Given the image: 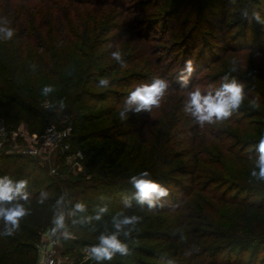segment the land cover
Instances as JSON below:
<instances>
[{
    "label": "rangeland",
    "instance_id": "374dc122",
    "mask_svg": "<svg viewBox=\"0 0 264 264\" xmlns=\"http://www.w3.org/2000/svg\"><path fill=\"white\" fill-rule=\"evenodd\" d=\"M11 3V12H28L27 21L35 27L43 18L47 29L49 23H60V26L62 23H77L79 32L89 30L88 35L96 39L97 44H102L101 49L110 53L117 48L121 50L127 67L122 69L111 56L108 57L110 79H120L121 83L128 85L112 84L108 88L111 93L103 99L109 100L113 97L112 92L116 91L124 100L134 85L150 83L154 78H162L169 84L159 108H154L151 113L129 114V118L138 119L140 123L132 127L128 136L104 146L96 145L93 136L109 123L121 121L119 111L122 104L116 105L115 116L105 118V113L100 111L112 102L95 103L85 98L76 101L78 86L75 85L63 89L61 96L58 95L60 97L53 95L39 99V107L46 112L47 118L30 125L21 123L19 126L29 134L40 136L48 126H70L75 135L86 136L82 146L73 147L69 158L62 157L60 152L35 158L41 168L51 176L71 178L72 181L83 179L90 184L96 175L87 173V159H108L122 143L125 144V153L120 158L123 165L135 157V153H138L134 161L137 167L152 163L159 165L163 157L169 156L173 162L164 169L169 182L161 183L168 189L169 195L160 198V201L166 206L162 215H168L171 220L179 218L186 227L179 242L181 251H192L200 244L196 231L210 230L205 222L213 220L215 211L218 210L224 218H238L244 213L239 208L220 206L213 197L224 192L228 193L227 196L239 193L228 187L234 177H240L247 169L234 159L231 151L242 149L240 143L256 138L247 133V129L250 131L255 127L249 123H264V24L252 16L254 11L259 10L264 20V0H57L53 4L49 0H11ZM49 6L52 7L48 9ZM39 7H42L43 14L37 11ZM260 43L262 48H256ZM56 44L61 45V40ZM187 60L193 61L194 71L190 77L185 68ZM233 62L238 68L233 75L246 84L244 104L230 120L200 127L184 111L189 92L196 88L201 92L215 88ZM95 75L98 79L101 77L98 73ZM185 77L190 79L188 87L182 86ZM90 90L98 93L103 89L93 86ZM253 98H258L259 106L251 103ZM77 107L89 117L94 116L83 128H78L73 122ZM0 120H3L1 115ZM19 142L21 145L28 144L27 140ZM77 150L86 160L81 162L72 156ZM177 153L179 158H174ZM181 161L193 170V174L180 175L174 171L175 164ZM51 169H55L56 173H51ZM215 169L221 171L228 183L208 186ZM156 177L158 174L155 173L153 179L157 181ZM63 192L65 205L59 213L65 216V227L59 230L61 234H67V231H72L68 223L73 215L67 207L76 200H82V196L79 187ZM117 194L118 190L113 186L101 195L102 208L105 202H110L106 207L112 219L120 209L115 199ZM238 196L243 197L241 194ZM257 199L258 195L249 197V200ZM52 228L53 224L47 229ZM225 257L222 254L219 260ZM200 259H204V255Z\"/></svg>",
    "mask_w": 264,
    "mask_h": 264
},
{
    "label": "trees",
    "instance_id": "16d2710c",
    "mask_svg": "<svg viewBox=\"0 0 264 264\" xmlns=\"http://www.w3.org/2000/svg\"><path fill=\"white\" fill-rule=\"evenodd\" d=\"M0 1H3L0 4V19L6 17L15 33L11 40L0 39V115L6 127L16 128L21 123L30 125L46 120V112L39 107V99L46 98L41 95L45 84H52L56 88L47 97L58 96L63 89L75 85L78 86L76 101L81 98L93 100L95 103L111 101L100 112L105 113V118L115 116L116 105L123 104L120 95L114 91L110 101H106L103 98L111 93L108 88H101L103 90L98 93L90 90L93 86L97 87L98 78L95 73L110 78V67L107 63L110 52L101 49L102 44H97V40L88 35L89 30L80 33L77 23L73 25L69 22L65 25L62 23V26L60 23H49L47 29L44 18L35 27L27 21L28 12L13 14L11 0ZM49 1L53 4L57 0ZM50 7L52 6L48 9ZM41 10L42 7H39L37 11L43 14ZM59 40L61 45L58 46L56 43ZM242 44L246 46L249 43ZM256 48H262L261 43ZM111 80L114 86L128 85L121 83L120 79ZM93 119L94 116L91 118L80 107L76 108L73 122L78 128H83ZM138 123L140 121L132 117L118 123L111 122L96 131L93 141L98 146L109 145L117 138L128 136ZM249 124L255 127L252 131L247 129V133L256 138L240 143L241 151H231L234 159L247 169L246 173L234 177L229 184L230 190L235 189L239 193L227 196L228 193L224 192L213 197L220 206L239 208L244 213L238 218H224L219 215L218 210L215 211L213 220L204 224L210 230L196 231L200 244L197 243V247L189 252L181 251L179 247L185 230L183 228H186L184 223L179 218L171 220L168 215H162L166 206L160 200L152 209L146 203L140 205L134 198L135 189L129 182L131 175L142 170L152 171V179L155 173L158 174L156 178L160 184L169 182L167 174L164 173V169L173 162L169 156L163 157L159 165L152 163L137 167L134 166V161L138 153H135V157L123 165L120 158L125 153V144L122 143L118 149L112 151L108 159H87V173L96 175L89 184L83 179L72 181L71 178L51 176L31 156L0 153V177L8 175L13 179H27V191L30 193L28 201H19L29 209V214L20 221L18 229L8 234L3 221H0V264H37V244L44 231L52 225L53 214L59 213L65 205L63 191H70L74 187L81 188L82 200H76L67 207L73 212L68 223L72 231H67L61 237L64 252L75 255L83 245L98 244L101 234L115 231L113 219L107 212L101 214L99 220L95 219L103 205L101 195L113 186L118 190L115 199L120 206L116 216L136 215L142 219L129 236H120L122 242L127 244L129 254L122 256L118 253L115 259L106 264H264V181H256L250 175L257 158L253 146L264 134V123ZM72 134V149L76 145L82 146L86 136L75 135L74 131ZM179 156L177 153L174 158ZM174 171L180 175L193 174V170L182 161L175 164ZM209 181L208 186L213 183H228L218 169H215ZM42 193H47V197L40 203ZM240 194L243 197L240 198ZM256 195L259 199L249 200L250 196ZM125 199L131 200V207L125 206ZM57 201L61 202L57 204ZM78 202L85 204L84 212L75 211L74 206ZM109 204L107 201L103 207ZM261 252L263 253L260 256ZM222 254L226 257L219 260ZM203 255L204 259L201 260ZM104 262L95 261L97 264Z\"/></svg>",
    "mask_w": 264,
    "mask_h": 264
},
{
    "label": "clouds",
    "instance_id": "9594fccd",
    "mask_svg": "<svg viewBox=\"0 0 264 264\" xmlns=\"http://www.w3.org/2000/svg\"><path fill=\"white\" fill-rule=\"evenodd\" d=\"M252 16L257 22L264 24L259 10L254 11ZM14 34V29L10 26L7 18L0 19V39L11 40ZM110 56L122 69L127 67L123 53L119 48L112 51ZM185 68L190 77L194 71L193 61H185ZM237 71L238 68L233 62V66L219 78V83L215 88L207 92H201L199 88H196L189 92L184 111L194 118V123L203 127L205 124L228 121L234 114L239 112L247 98V94L245 92L246 84L233 75ZM189 84L190 79L185 77L182 86L188 87ZM111 85L112 80L107 76H101L98 79V88L106 89ZM168 87V82L162 78H154L150 83L134 85L123 100L119 111V119L125 121L129 118V114H139L142 111L151 113L154 108H159L164 101ZM54 91H56L54 85L45 84L41 89V95L47 97ZM251 103L259 106L258 98H253ZM253 150L257 153V158L250 175L264 181V134L259 137L253 146ZM129 182L135 189L134 198L136 201L140 205L146 203L149 209L154 208L160 198L169 195L168 189L152 179L148 170H142L131 175ZM28 183L27 179H13L8 175L0 177V221H3L8 234H12L14 230L18 229L20 221L29 214V209L19 202L29 200ZM46 197L47 193H42L39 202L43 203ZM60 202L57 201V204ZM124 203L126 207H131L130 199H125ZM74 207L77 212L86 210V206L82 202L76 203ZM105 212H107V207L100 208L95 219L99 220L101 214ZM141 219L136 215L114 216L112 222L115 231L110 234H101L99 243L89 247L86 259L97 262H110L118 253L122 256L129 254V248L126 243L122 242L120 236L121 234L125 237L129 236L131 230ZM52 224L54 230L63 229L65 227L64 214L54 213Z\"/></svg>",
    "mask_w": 264,
    "mask_h": 264
},
{
    "label": "built area",
    "instance_id": "2783aa9c",
    "mask_svg": "<svg viewBox=\"0 0 264 264\" xmlns=\"http://www.w3.org/2000/svg\"><path fill=\"white\" fill-rule=\"evenodd\" d=\"M72 127L56 128L48 126L44 133L38 136L36 133H28L22 126L14 129H8L3 120H0V153L7 154H23L33 158H44L43 155L52 152H60L69 158L72 150L71 136ZM27 140L28 144L21 145L20 140ZM79 161L86 160L80 150L72 155ZM51 173L55 174L56 170L51 169ZM66 233H60V230H49V233L41 236L38 249L37 264H92L95 261L86 259V255L90 246H81L77 254L69 255L64 252L61 237Z\"/></svg>",
    "mask_w": 264,
    "mask_h": 264
},
{
    "label": "crops",
    "instance_id": "0c3cea01",
    "mask_svg": "<svg viewBox=\"0 0 264 264\" xmlns=\"http://www.w3.org/2000/svg\"><path fill=\"white\" fill-rule=\"evenodd\" d=\"M48 233H49V229H46V230L44 231L43 235H46V234H48Z\"/></svg>",
    "mask_w": 264,
    "mask_h": 264
}]
</instances>
